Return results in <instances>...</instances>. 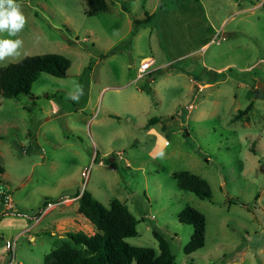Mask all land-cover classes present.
I'll list each match as a JSON object with an SVG mask.
<instances>
[{"label": "rangeland", "instance_id": "obj_1", "mask_svg": "<svg viewBox=\"0 0 264 264\" xmlns=\"http://www.w3.org/2000/svg\"><path fill=\"white\" fill-rule=\"evenodd\" d=\"M263 1L106 0L87 15L84 0H17L23 49L0 66L43 53L70 66L65 77L41 73L27 95L0 97V178L19 208L0 203V264L12 244L14 264H43L66 232L94 233L78 212L83 189L139 219L129 244L158 254L152 232L165 236L173 264H264ZM145 57L152 80L137 77ZM182 170L203 178L211 198L181 189ZM186 206L206 219L204 246L189 255L193 227L177 217Z\"/></svg>", "mask_w": 264, "mask_h": 264}, {"label": "trees", "instance_id": "obj_2", "mask_svg": "<svg viewBox=\"0 0 264 264\" xmlns=\"http://www.w3.org/2000/svg\"><path fill=\"white\" fill-rule=\"evenodd\" d=\"M84 1L87 6L85 11L87 15H94L108 9L106 0ZM262 7L264 8V1ZM123 9L129 11L126 5ZM133 22L136 25L142 24L145 20L134 19ZM69 66V59L58 53L28 55L17 62L0 66V97L13 98L21 94L27 95L41 73L65 77ZM152 75L153 73L149 74V76ZM251 106L249 103L244 109H239L233 119H239L242 114L251 109ZM157 121L159 118L152 117L148 123L153 124ZM250 150L254 151L252 147ZM2 173H4V167L0 164V174ZM175 177L181 189L202 199L211 198L208 183L198 175L182 170ZM77 201L78 212L93 224L94 233L89 234L83 230L66 232V239L44 256L43 264L174 263L175 257L171 243L156 230L152 233L158 242V254L151 247L134 246L125 240L137 235L136 226L139 219L118 199L113 198L108 205H104L91 192L83 189ZM230 203H232L231 200ZM177 217L180 222L193 227L191 237L183 247V252L189 255L204 246L206 219L201 212L189 206L183 208Z\"/></svg>", "mask_w": 264, "mask_h": 264}, {"label": "clouds", "instance_id": "obj_3", "mask_svg": "<svg viewBox=\"0 0 264 264\" xmlns=\"http://www.w3.org/2000/svg\"><path fill=\"white\" fill-rule=\"evenodd\" d=\"M26 23V16L17 0H0V33L6 32L9 37L0 38V62L9 58L15 60L21 56L24 42L19 38V33L23 31ZM71 98L79 99L78 96Z\"/></svg>", "mask_w": 264, "mask_h": 264}, {"label": "built area", "instance_id": "obj_4", "mask_svg": "<svg viewBox=\"0 0 264 264\" xmlns=\"http://www.w3.org/2000/svg\"><path fill=\"white\" fill-rule=\"evenodd\" d=\"M154 65V60L151 58H142L140 60L139 66H138V74L137 77L141 78L143 76H146L152 72H154L156 69H154L155 67H153ZM89 172L90 170L88 168L84 169L81 172V177L82 179L86 180L88 179L87 177L89 176ZM10 201H12V195H11V189L9 188L8 184L3 181L2 178H0V203L4 205L5 209H9L11 211L16 210V212H18V208L15 207L14 205H10ZM63 202H65V199H59L57 201H47L45 203V208L49 209V208H53L56 207L57 205L63 204ZM14 207V208H13ZM25 218L27 219H31V220H35L37 221L39 218L38 216H33V217H29L27 214H24ZM30 228H26L23 230V232L29 233ZM10 260L8 262V264H14L16 262L15 260V248H14V244H12V246H10ZM18 264H20L19 262H17Z\"/></svg>", "mask_w": 264, "mask_h": 264}, {"label": "crops", "instance_id": "obj_5", "mask_svg": "<svg viewBox=\"0 0 264 264\" xmlns=\"http://www.w3.org/2000/svg\"><path fill=\"white\" fill-rule=\"evenodd\" d=\"M145 58H147V57H145ZM205 86H206V84H205V85H204V84H200V86H199V87H205ZM24 229H26V227H25V228H23V229H22V232H20V233H24V232H23V230H24ZM33 239H35V235H33V236L31 237V239H30V240H33Z\"/></svg>", "mask_w": 264, "mask_h": 264}, {"label": "water", "instance_id": "obj_6", "mask_svg": "<svg viewBox=\"0 0 264 264\" xmlns=\"http://www.w3.org/2000/svg\"><path fill=\"white\" fill-rule=\"evenodd\" d=\"M153 79V77L151 76V77H149V80H152ZM186 134H188V132H186Z\"/></svg>", "mask_w": 264, "mask_h": 264}]
</instances>
